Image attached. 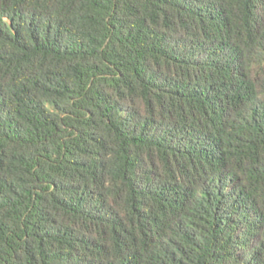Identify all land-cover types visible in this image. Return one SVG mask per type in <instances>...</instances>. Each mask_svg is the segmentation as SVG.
I'll return each instance as SVG.
<instances>
[{
	"label": "trees",
	"instance_id": "16d2710c",
	"mask_svg": "<svg viewBox=\"0 0 264 264\" xmlns=\"http://www.w3.org/2000/svg\"><path fill=\"white\" fill-rule=\"evenodd\" d=\"M0 264H264V0H0Z\"/></svg>",
	"mask_w": 264,
	"mask_h": 264
}]
</instances>
